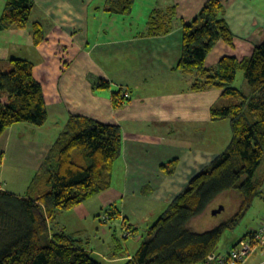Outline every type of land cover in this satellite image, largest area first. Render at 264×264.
<instances>
[{
	"label": "crops",
	"instance_id": "obj_1",
	"mask_svg": "<svg viewBox=\"0 0 264 264\" xmlns=\"http://www.w3.org/2000/svg\"><path fill=\"white\" fill-rule=\"evenodd\" d=\"M206 1L135 0L132 13L121 16L105 11L106 0H32L31 16L42 24L44 40L35 44L30 29L25 28H8L2 34L0 61L21 58L32 63L34 77L42 85L47 120L38 128L25 124L21 132L13 125L6 128L0 136L1 159L14 152L38 172L54 140L74 115L117 124L122 131V153L111 186L64 212L66 218L58 225L79 236L95 256L103 255L105 249L110 252V262H124L127 257L115 253L119 247L100 236L111 233L113 238L124 221L138 230L139 224H152L190 178L228 143L229 120L210 116L212 106L230 101L221 96L222 91H189L177 86L191 80L175 69L182 22L192 20ZM221 1L234 43L230 47L217 41L206 57L208 67L224 55L248 56L254 45L264 41V0ZM171 4L175 5L171 29L161 35L147 34L152 10H167ZM58 54L63 58L58 59ZM100 79L109 86L94 88ZM120 87L127 90L130 100L114 108L111 91ZM47 127L48 137L36 136V131L44 133ZM173 159L178 161L174 172L165 174L160 166ZM109 206L114 212L110 220L105 217ZM94 217L101 218L107 228L99 231L95 247L90 231ZM257 254L249 256L245 264H262L254 259Z\"/></svg>",
	"mask_w": 264,
	"mask_h": 264
},
{
	"label": "trees",
	"instance_id": "obj_2",
	"mask_svg": "<svg viewBox=\"0 0 264 264\" xmlns=\"http://www.w3.org/2000/svg\"><path fill=\"white\" fill-rule=\"evenodd\" d=\"M134 4L135 0H106L105 11L126 16L132 13ZM32 6V0H6L0 29L28 27ZM224 16L221 0H207L192 20L182 22L175 69L191 78L186 90L220 89L221 96L230 100L225 105L212 106L210 116L212 120H229L231 139L146 228V239L140 241L133 254L123 255L127 257L123 264L203 263L208 254L216 252L224 230L238 226L253 199H264V41L254 45L248 56L224 55L215 66H206V57L217 41L233 46L234 34ZM174 18V4L167 10H152L147 34L168 32ZM30 25L33 42L40 44L45 38L42 24L33 20ZM32 70V63L25 59L0 61V136L12 125L38 127L47 120L42 85ZM240 70L246 92L235 86ZM108 86V81L100 79L94 88ZM127 93L121 87L112 90V106L120 108L127 103ZM121 153L119 125L71 116L33 178H42L44 188L33 195H16L0 185V264H101L79 236L61 230L55 220L59 213L70 211L111 186ZM177 162L173 159L160 169L171 175ZM230 191L237 192L241 200L232 216L202 233L187 228L189 220L213 199ZM105 213L107 219L113 218L111 206ZM120 230L123 238L138 231L125 221ZM113 236L117 241L115 232Z\"/></svg>",
	"mask_w": 264,
	"mask_h": 264
},
{
	"label": "rangeland",
	"instance_id": "obj_3",
	"mask_svg": "<svg viewBox=\"0 0 264 264\" xmlns=\"http://www.w3.org/2000/svg\"><path fill=\"white\" fill-rule=\"evenodd\" d=\"M6 0H0V15L4 9ZM33 16H31L28 27L25 28V30L29 31L31 21H33ZM2 34H7L6 31L0 29V53L2 48ZM46 45V44H45ZM44 46L45 49H47V45ZM1 56V54H0ZM58 59H62V55L58 54ZM62 57V58H61ZM53 58V55L50 56V59ZM64 59H67L66 56H64ZM4 64V63H3ZM3 67V66H2ZM178 84V83H177ZM245 85L247 88L246 81L243 76V72L240 70L237 73L235 86L238 87L242 92H246ZM178 87H181L183 89H186L185 83H179L177 85ZM228 99V98H227ZM27 123H19L15 124L13 126H16V128L21 132L23 130V126ZM48 124V123H47ZM30 125V124H27ZM31 127L35 128L36 126L30 125ZM52 127V126H51ZM54 127V126H53ZM38 128V127H37ZM49 127H47L46 131L42 133V131H36L37 137H48ZM53 131L52 129H50ZM27 135L32 136L30 132H26ZM44 134V136H43ZM34 137V136H32ZM231 139V135L228 136V143ZM227 143V144H228ZM226 144V146H227ZM224 146V147H226ZM2 153H0L1 155ZM259 171V170H258ZM37 174V171L31 167L26 166V163L22 160H19L17 156H15V153H9L6 157H3L0 159V185H2L4 190L9 191L12 194L16 195H27V194H35L40 189L44 188V182L42 181V178H36L33 180L35 175ZM264 192V189H263ZM240 196L235 191H230L226 193H222L218 195L215 199L212 200L210 204L197 216L193 217L189 220L187 224V228L195 233H202L205 232L224 220L228 219L230 216H232L238 209L240 204ZM222 205L224 208L221 212L217 214H213L212 211ZM66 214L64 212L59 213L57 216V219L55 222L61 223V221H64V218ZM264 199L262 196L255 197L250 205V207L247 209L246 213L244 214L243 218L241 219L238 226H236L234 229H225L222 237L217 245L216 253L225 254L229 250L232 249L233 244L235 241H238L247 231L260 227L261 223L264 221ZM94 224L95 226H90V231L92 236V245L96 244L97 238L99 235V231H101L102 228H106L105 224L101 221V218L94 217ZM153 221V220H152ZM150 223V222H149ZM152 223V222H151ZM55 224V223H54ZM151 225V224H150ZM58 226V225H56ZM149 226V224H139V229L137 231V234L135 236H128L127 238H123L121 234L120 227L116 228L115 232L117 233L118 240L115 241L113 238H111V233L106 236H100L107 244L112 243L113 245L119 244L118 250L115 251L117 255H126L128 253H133L136 250L137 245L142 241L143 239H146V228ZM107 229V228H106ZM115 229V228H114ZM92 230L98 234H93ZM113 230V229H112ZM114 231V230H113ZM97 239V240H96ZM95 247V246H94ZM114 247V246H113ZM108 251V250H107ZM105 249L103 250V255L96 256L97 259L101 262V264H122V261H115L110 262V252H107ZM257 261H263L264 260V254H257V257L254 258ZM252 263V262H249ZM199 264V263H198Z\"/></svg>",
	"mask_w": 264,
	"mask_h": 264
},
{
	"label": "built area",
	"instance_id": "obj_4",
	"mask_svg": "<svg viewBox=\"0 0 264 264\" xmlns=\"http://www.w3.org/2000/svg\"><path fill=\"white\" fill-rule=\"evenodd\" d=\"M256 252L264 254V221L254 232L239 239L225 254L216 252L208 254L203 264H245L248 257Z\"/></svg>",
	"mask_w": 264,
	"mask_h": 264
},
{
	"label": "water",
	"instance_id": "obj_5",
	"mask_svg": "<svg viewBox=\"0 0 264 264\" xmlns=\"http://www.w3.org/2000/svg\"><path fill=\"white\" fill-rule=\"evenodd\" d=\"M223 208H224V207H223L222 205H220L219 207H217L216 209H214V210L212 211V213L215 215V214L221 212V211L223 210Z\"/></svg>",
	"mask_w": 264,
	"mask_h": 264
},
{
	"label": "bare ground",
	"instance_id": "obj_6",
	"mask_svg": "<svg viewBox=\"0 0 264 264\" xmlns=\"http://www.w3.org/2000/svg\"><path fill=\"white\" fill-rule=\"evenodd\" d=\"M32 72H33V70H32ZM264 219V218H263Z\"/></svg>",
	"mask_w": 264,
	"mask_h": 264
}]
</instances>
